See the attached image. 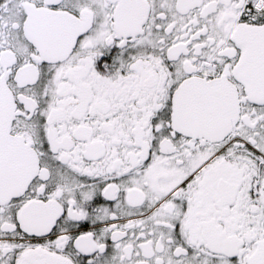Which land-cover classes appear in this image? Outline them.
I'll list each match as a JSON object with an SVG mask.
<instances>
[{
    "label": "snow or ice",
    "instance_id": "snow-or-ice-1",
    "mask_svg": "<svg viewBox=\"0 0 264 264\" xmlns=\"http://www.w3.org/2000/svg\"><path fill=\"white\" fill-rule=\"evenodd\" d=\"M0 264H264V0H0Z\"/></svg>",
    "mask_w": 264,
    "mask_h": 264
}]
</instances>
